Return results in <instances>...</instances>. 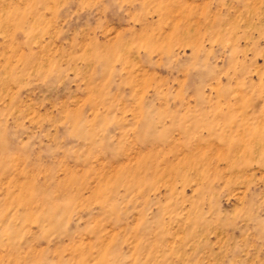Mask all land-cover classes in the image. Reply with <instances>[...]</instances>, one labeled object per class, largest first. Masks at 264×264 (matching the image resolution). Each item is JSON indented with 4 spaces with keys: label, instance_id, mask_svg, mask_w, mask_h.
Masks as SVG:
<instances>
[{
    "label": "rangeland",
    "instance_id": "1",
    "mask_svg": "<svg viewBox=\"0 0 264 264\" xmlns=\"http://www.w3.org/2000/svg\"><path fill=\"white\" fill-rule=\"evenodd\" d=\"M0 264H264V0H0Z\"/></svg>",
    "mask_w": 264,
    "mask_h": 264
}]
</instances>
